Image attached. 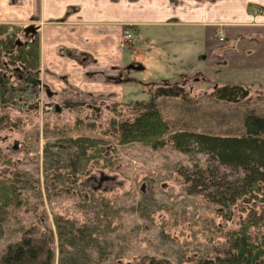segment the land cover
<instances>
[{"label":"rangeland","instance_id":"rangeland-1","mask_svg":"<svg viewBox=\"0 0 264 264\" xmlns=\"http://www.w3.org/2000/svg\"><path fill=\"white\" fill-rule=\"evenodd\" d=\"M20 26L23 41L38 34L40 43L38 27L27 32L26 25ZM125 28L135 29L134 25ZM147 29L151 37L144 41L137 37L124 47V71L110 73L117 78L114 83L124 85L121 101L114 92L115 97L102 95L93 101L82 94L72 95V84L63 88L61 77L52 70L43 74L41 54L40 85L35 88L24 87L19 79L24 78V71L18 77L16 70L6 69L13 91L7 105L0 103V117L8 114L12 120L0 126V177L10 180L17 176L23 197L36 209L10 208L11 215H1L0 260L7 246L23 240L28 231L40 234L52 230L56 241L53 264H130L145 255L171 264H198L223 255L229 247L228 234L238 229L251 211L262 208V203L242 198L233 206L231 219H226L228 208L220 202L221 194L227 187L240 188L244 171L197 149L184 153L171 143L159 148L138 142L113 143L117 151L107 149L105 154L113 168L102 169L93 162L82 166L78 161L80 149L70 140L101 137L114 117L113 104L123 103L120 108L129 115L125 103L149 100L154 83L162 84L165 78L187 92L186 98H160L157 102L174 131L242 135L249 113L264 117L261 84H242L249 89L248 97L230 102L216 98L214 85L207 81L178 76L177 69L186 74L192 70L191 62L177 63L174 70L170 57L153 63L146 55L149 71L130 68L148 49L152 53L156 46L163 48L164 41L155 39L162 28ZM2 71L5 67L0 65V76ZM203 173L205 179L199 184L196 177ZM185 175L196 182H188ZM59 216L73 223L67 227L63 249L55 226ZM258 231L264 234V227Z\"/></svg>","mask_w":264,"mask_h":264},{"label":"crops","instance_id":"crops-1","mask_svg":"<svg viewBox=\"0 0 264 264\" xmlns=\"http://www.w3.org/2000/svg\"><path fill=\"white\" fill-rule=\"evenodd\" d=\"M0 24L38 27L43 74L52 70L61 87L72 84L70 93L87 101L112 92L124 100V85L110 73L125 69L126 25H134L138 41L151 37L148 27L162 28L155 39L164 41L130 68L149 71L146 55L153 63L170 57L174 70L193 64L188 74L177 69L182 80L264 86V0H0Z\"/></svg>","mask_w":264,"mask_h":264},{"label":"trees","instance_id":"trees-1","mask_svg":"<svg viewBox=\"0 0 264 264\" xmlns=\"http://www.w3.org/2000/svg\"><path fill=\"white\" fill-rule=\"evenodd\" d=\"M11 26L0 24V65L11 72L17 68L24 69L26 72L24 84L35 88L40 85V43L36 40L38 34L23 41L22 37L20 38L22 27ZM10 75L0 76V103L3 106L8 104V98L13 91ZM186 95L187 92L178 83L172 84L166 81L155 84L149 100L125 103L123 108L129 109V115L128 112L127 114L122 112L120 107L123 103L113 104L111 111L114 117L101 137L70 140L80 149L78 161L82 166H90L93 162L102 169H111L114 163L110 158L105 157V154L107 149L115 153L117 144L138 142L159 148L171 143L174 148L184 153L197 149L212 155L223 165L242 168L244 177L241 187L236 190L227 187L220 197V202L228 208L226 219H231L233 206L242 198L248 203L258 201L262 203V208L251 211L241 222L240 227L228 234L226 239L229 240V247L223 255L217 254L203 259L198 264H264V234L258 231V227H264V117L249 113L245 118V130L242 135L219 136L189 130L174 131L157 102L160 98H186ZM248 95V87L242 84L215 85L214 96L219 100L241 102ZM68 106L75 105L68 104ZM10 119L12 120L10 115H2L0 126ZM101 162H104V165ZM8 163L11 164V161ZM204 173L196 177L199 184L205 179ZM185 178L188 182H196L190 176L185 175ZM37 197L42 199L41 193L38 192ZM24 207H28L31 211L36 209V205H30L29 200L23 197L17 176L10 180L0 177V218L1 215H11L10 208L21 210ZM71 224L72 221L60 216L55 219L56 233L62 249L67 227ZM54 243H56L55 234L52 230L40 234L28 231L23 240L7 246L0 264H53ZM71 245L74 246V243ZM130 264L171 263L165 259L159 260L154 256L145 255L137 257Z\"/></svg>","mask_w":264,"mask_h":264},{"label":"built area","instance_id":"built-area-1","mask_svg":"<svg viewBox=\"0 0 264 264\" xmlns=\"http://www.w3.org/2000/svg\"><path fill=\"white\" fill-rule=\"evenodd\" d=\"M135 38H136V36L134 35V32L132 29H130V28L125 29L124 39L126 42H132ZM221 40L222 41L225 40V35L223 33H221Z\"/></svg>","mask_w":264,"mask_h":264},{"label":"water","instance_id":"water-1","mask_svg":"<svg viewBox=\"0 0 264 264\" xmlns=\"http://www.w3.org/2000/svg\"><path fill=\"white\" fill-rule=\"evenodd\" d=\"M34 31V28L31 26V27H29L28 29H27V32H30V31ZM48 95L49 96H52L53 95V93L51 92V91H48Z\"/></svg>","mask_w":264,"mask_h":264},{"label":"flooded vegetation","instance_id":"flooded-vegetation-1","mask_svg":"<svg viewBox=\"0 0 264 264\" xmlns=\"http://www.w3.org/2000/svg\"><path fill=\"white\" fill-rule=\"evenodd\" d=\"M9 25H11V24H9ZM14 25V24H13ZM20 26V25H19ZM27 28H29L30 26H26ZM10 30H12V28L10 29ZM2 75H5V72H4V74H2Z\"/></svg>","mask_w":264,"mask_h":264}]
</instances>
